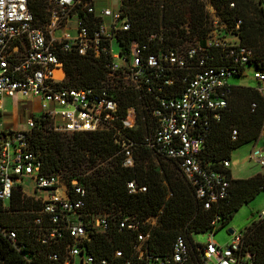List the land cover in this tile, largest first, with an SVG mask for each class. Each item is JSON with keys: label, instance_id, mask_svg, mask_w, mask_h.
Instances as JSON below:
<instances>
[{"label": "built area", "instance_id": "obj_1", "mask_svg": "<svg viewBox=\"0 0 264 264\" xmlns=\"http://www.w3.org/2000/svg\"><path fill=\"white\" fill-rule=\"evenodd\" d=\"M47 13L44 27H36L27 0H0V110L3 98L39 102V114L27 118L24 130L0 131V208L10 213L15 191L40 204L37 211L22 212L21 223L0 224V237L27 262L31 260L25 252L29 241L60 250L46 253L51 263L75 264L77 259L78 264H96L85 242L95 233L109 231V217L85 211L86 191L77 178L63 187L58 171L43 175L42 160L32 150L30 139L33 131L44 129L64 134L108 132L120 148L121 165L132 167L134 143L125 131L133 129L136 109L129 107L123 118L119 116L118 94L125 91L135 93L142 103L143 95L148 97L153 131L144 137L145 145L155 156L174 163L203 208L208 210L226 199V176L200 158L205 138L227 106L232 87L228 79L242 75L246 66L253 67L255 89L264 99V69L251 61L253 51L239 44L238 35L221 38L210 32L202 45L195 42L163 49L161 38L155 35L144 44L124 39L131 23L119 7L98 10L93 0H49ZM240 25L241 20H235L233 29L239 30ZM71 53L103 58L104 77L98 86H65L59 55ZM175 82L180 90L169 95ZM254 108L252 103L251 111ZM259 135L264 136V118ZM237 137L232 130L231 140ZM251 158L264 172V152H253ZM220 164L227 169L229 160ZM126 189L145 192V186L134 181L126 182ZM211 225L205 244L193 241L190 245L177 236L170 252L162 256L148 251V235L138 232L134 251L149 264H251L250 254L241 248V233L234 232L227 245L219 246L211 241L216 222ZM123 230L138 231L137 222L120 218L117 231ZM120 254L116 251L114 257Z\"/></svg>", "mask_w": 264, "mask_h": 264}, {"label": "trees", "instance_id": "obj_2", "mask_svg": "<svg viewBox=\"0 0 264 264\" xmlns=\"http://www.w3.org/2000/svg\"><path fill=\"white\" fill-rule=\"evenodd\" d=\"M210 4L217 16L226 23L229 33L238 35L239 44L253 51L252 62L264 69V0H120L119 8L131 23V30L124 39L146 43L150 35L161 38L163 49L179 48L187 44L200 45L212 31V24L206 10ZM233 3V7H229ZM27 7L33 16L36 27H44L48 20L46 0H27ZM241 20L239 30L233 29L235 20ZM235 31V32H234ZM65 73V86L70 88L96 87L104 77L103 58H82L73 53L59 55ZM180 90V84L168 90V94ZM120 101L119 116L123 118L126 109H136L133 129L125 134L134 146L132 148L133 166L121 165L120 148L113 142L108 132L64 134L58 132L33 131L30 139L32 150L42 160L41 173L68 170L70 180L75 169L84 170L105 161V167L77 178L86 191L85 211L89 214L107 212L110 229L107 233H95L85 242L88 253L95 263L106 260L107 264H149L138 259L134 251L137 233L148 235L146 248L155 256L170 252L174 239L183 236L192 245L194 234L211 231V223L219 227L227 224L234 213L244 204L252 201L264 191V175L249 179H232L228 169L221 162L230 159L233 149L256 141L264 118V99L255 88L232 86L227 106L218 122L211 125L200 158L211 169L222 172L229 182L228 197L210 209L203 208L195 198L190 185L178 172L170 160L155 156L145 145L146 133L153 131L152 122H143V113L150 116L148 97L143 95V103L130 91L118 94ZM254 103L253 111L250 105ZM143 105V109L141 108ZM236 130L238 137L231 140V131ZM153 157L158 159L157 163ZM172 165V167L170 165ZM86 171V170H85ZM134 181L145 186L144 193H128L126 182ZM40 209L38 201L30 197H20L14 192L9 204L10 213H2L0 224L16 225L23 219L15 216L28 210ZM129 217L137 222L138 231H117L118 220ZM156 219L151 226L147 220ZM215 230L217 226L215 225ZM241 248L251 256V264H264V217L248 225L241 232ZM120 251L119 257L114 253ZM26 253L31 254L29 262L15 252L0 237V264H58L45 258L48 252H60L57 248H47L40 243L27 241Z\"/></svg>", "mask_w": 264, "mask_h": 264}, {"label": "rangeland", "instance_id": "obj_3", "mask_svg": "<svg viewBox=\"0 0 264 264\" xmlns=\"http://www.w3.org/2000/svg\"><path fill=\"white\" fill-rule=\"evenodd\" d=\"M47 1V9L49 0ZM120 0H93V4L96 9L101 8H110L111 10H116L119 7ZM206 10L209 14V18L211 20L212 24V31L217 34V36L223 38L229 33V28L227 27L226 23L221 21V19L217 16L216 10L210 5L206 4ZM59 35V32L57 33ZM75 32L71 31L70 35L74 36ZM231 39H235L234 36H229ZM237 40V38H236ZM235 40V41H236ZM239 40V38H238ZM114 51L118 52V49L116 45L114 46ZM253 67L252 66H246L244 69V72L242 75L237 77H232L228 79V85L231 86H242V87H249V88H256L257 82L253 78ZM38 100H31L30 102H27L22 97L17 98H3L2 99V105H1V118H0V131H20L24 130L26 128L25 121L27 118H29L31 115L36 117L39 114L38 109ZM143 122H152L153 120L149 115H146L143 113ZM150 132L146 133L145 136H147ZM250 159V156L247 157ZM153 160L157 163L158 159L156 157H153ZM107 160L105 161H96L95 165L91 167H87V169L84 170V166L81 169H75V175L73 178H81L84 175L92 172L95 169H98L99 167H105ZM170 165V164H169ZM172 167V165H170ZM60 177L62 178L61 185L63 187H66V183L70 180L71 173L68 170H61L58 171ZM27 191L30 190L29 185L26 186ZM264 204V193H260L253 201L250 203L242 205L233 215L231 220L223 225L222 227H219V223L217 222L216 226L217 229L213 233L211 237V241H213L215 244L219 246H225L227 245L232 236L229 234L228 230L232 229L235 233H241L243 230L252 223L256 217H257V211H260V208ZM259 209V210H258ZM97 215H104L107 214V212L101 211L96 213ZM24 213H18V215H15L18 220L24 218ZM147 222L154 226L156 224V219H148ZM208 238L207 233H201V234H194L192 236V239L194 242L205 244ZM75 264H78V260H75Z\"/></svg>", "mask_w": 264, "mask_h": 264}, {"label": "crops", "instance_id": "obj_4", "mask_svg": "<svg viewBox=\"0 0 264 264\" xmlns=\"http://www.w3.org/2000/svg\"><path fill=\"white\" fill-rule=\"evenodd\" d=\"M257 151L264 152V136L262 135H259L256 141L243 144L231 151L229 167L227 169L229 170L232 179H249L256 175H264L261 168L256 164L254 159L251 158V154ZM248 156H250V159L247 158ZM261 192L264 193V191H260L255 198ZM257 214L258 215L253 222L264 217V204H262L260 211H257Z\"/></svg>", "mask_w": 264, "mask_h": 264}, {"label": "water", "instance_id": "obj_5", "mask_svg": "<svg viewBox=\"0 0 264 264\" xmlns=\"http://www.w3.org/2000/svg\"><path fill=\"white\" fill-rule=\"evenodd\" d=\"M228 232H229V234H230L231 236H232L233 233H234V231H233L232 229H229Z\"/></svg>", "mask_w": 264, "mask_h": 264}]
</instances>
